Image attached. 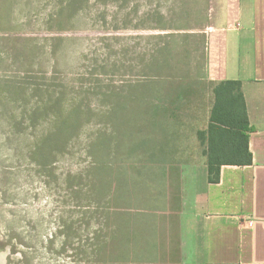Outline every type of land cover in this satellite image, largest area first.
<instances>
[{"label": "rangeland", "instance_id": "rangeland-1", "mask_svg": "<svg viewBox=\"0 0 264 264\" xmlns=\"http://www.w3.org/2000/svg\"><path fill=\"white\" fill-rule=\"evenodd\" d=\"M67 1L0 0V264H107L106 182L154 90L184 87L190 154L207 112L208 0Z\"/></svg>", "mask_w": 264, "mask_h": 264}, {"label": "crops", "instance_id": "crops-1", "mask_svg": "<svg viewBox=\"0 0 264 264\" xmlns=\"http://www.w3.org/2000/svg\"><path fill=\"white\" fill-rule=\"evenodd\" d=\"M208 2L207 80L242 82L253 163L223 165L219 182L210 183L198 137L208 125L210 86L190 154L181 107L151 104L160 94L168 101L174 89L158 85L138 115L140 133L125 135L131 140L116 159L108 235L130 264H264V0Z\"/></svg>", "mask_w": 264, "mask_h": 264}, {"label": "trees", "instance_id": "trees-1", "mask_svg": "<svg viewBox=\"0 0 264 264\" xmlns=\"http://www.w3.org/2000/svg\"><path fill=\"white\" fill-rule=\"evenodd\" d=\"M72 6L69 0L65 7ZM64 9V8H63ZM212 100L207 128L198 132L201 145L204 147V154L207 156L208 180L210 183H217L220 180L221 167L223 165H250L253 163V155L249 148V134L253 129L250 126L245 97L242 91L240 80H224L210 84ZM168 101L164 94L156 95L151 104L154 107H162L165 104L180 106L184 101V87L174 88L167 94ZM148 104L147 106H149ZM74 114V113H73ZM79 118L72 115L64 119L62 125L54 129L52 135H58L61 131H71L79 125ZM64 133V132H63ZM52 135L43 140L47 146L54 141ZM103 142V141H102ZM104 143V142H103ZM41 148H38L40 152ZM94 162L100 166L104 164V155L94 154ZM45 157H43L44 159ZM43 162V160L41 161ZM116 158L113 164L116 168ZM106 163V162H105ZM116 177L114 173L106 182V190L109 195V202L113 207L116 204ZM99 251L105 252L107 264H130L131 259L123 257L121 248L117 249L115 237L109 236L98 246ZM119 250V252H117ZM109 251V252H108ZM107 252V253H106Z\"/></svg>", "mask_w": 264, "mask_h": 264}]
</instances>
